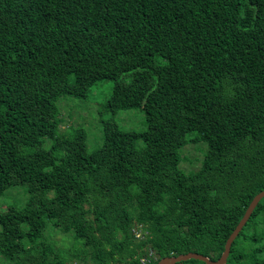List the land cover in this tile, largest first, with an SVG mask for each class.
<instances>
[{
	"label": "trees",
	"instance_id": "1",
	"mask_svg": "<svg viewBox=\"0 0 264 264\" xmlns=\"http://www.w3.org/2000/svg\"><path fill=\"white\" fill-rule=\"evenodd\" d=\"M103 79L102 112L141 108L146 127L103 119L89 152L57 102ZM20 182L0 264L217 261L264 190V0H0V192ZM227 264H264V198Z\"/></svg>",
	"mask_w": 264,
	"mask_h": 264
},
{
	"label": "rangeland",
	"instance_id": "2",
	"mask_svg": "<svg viewBox=\"0 0 264 264\" xmlns=\"http://www.w3.org/2000/svg\"><path fill=\"white\" fill-rule=\"evenodd\" d=\"M125 81L129 82V78H126ZM114 84L115 82L112 79H103L92 85L86 96L78 97L65 94L57 102L61 116L65 118V121L60 126V132L69 131L71 126L84 128L87 133V148L89 152H93L103 145V119L114 117L119 126L125 130L141 131L146 127L145 114L141 108L121 110L114 115L113 113L102 112L104 103L113 92ZM66 124L67 127H65ZM50 145L51 140L47 139L45 146L49 147ZM139 145L142 146V142H140ZM180 155L182 157L180 164L182 168L183 159L189 156V162L193 164V166H189V169H199V164H196L195 161H193L194 154L192 151L187 152L186 147H184L181 149ZM29 187V183L20 182L13 184L0 192V210L4 211L12 206L16 208H25L31 199V191L29 190ZM138 236H140V232ZM52 237L60 247H67V245L73 242V240H66V234L63 232L54 234ZM4 263L10 264L7 261H4ZM71 263L81 264L78 261H72Z\"/></svg>",
	"mask_w": 264,
	"mask_h": 264
},
{
	"label": "water",
	"instance_id": "3",
	"mask_svg": "<svg viewBox=\"0 0 264 264\" xmlns=\"http://www.w3.org/2000/svg\"><path fill=\"white\" fill-rule=\"evenodd\" d=\"M264 198V190L259 192L250 203L247 208L244 216L227 239L225 244V250L222 256L217 260H212L209 256L203 255L201 253L189 252L185 254H180L178 256H167L162 258L157 264H180L183 261L196 259L205 262L206 264H227L228 258L231 254L232 246L236 238L239 236L240 232L243 230L249 219L251 218L255 208L260 203V201Z\"/></svg>",
	"mask_w": 264,
	"mask_h": 264
},
{
	"label": "built area",
	"instance_id": "4",
	"mask_svg": "<svg viewBox=\"0 0 264 264\" xmlns=\"http://www.w3.org/2000/svg\"><path fill=\"white\" fill-rule=\"evenodd\" d=\"M151 262H152L151 256L150 257H144V258L141 259V263L142 264H151Z\"/></svg>",
	"mask_w": 264,
	"mask_h": 264
}]
</instances>
